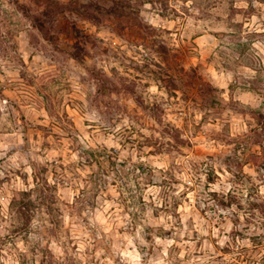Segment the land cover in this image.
<instances>
[{
  "label": "clouds",
  "instance_id": "obj_1",
  "mask_svg": "<svg viewBox=\"0 0 264 264\" xmlns=\"http://www.w3.org/2000/svg\"><path fill=\"white\" fill-rule=\"evenodd\" d=\"M0 264H264V0H0Z\"/></svg>",
  "mask_w": 264,
  "mask_h": 264
}]
</instances>
